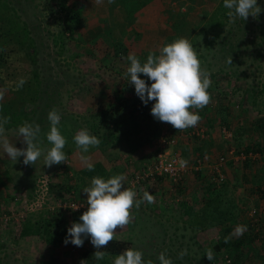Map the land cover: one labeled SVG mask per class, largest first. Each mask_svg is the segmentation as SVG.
Masks as SVG:
<instances>
[{
	"label": "rangeland",
	"instance_id": "rangeland-1",
	"mask_svg": "<svg viewBox=\"0 0 264 264\" xmlns=\"http://www.w3.org/2000/svg\"><path fill=\"white\" fill-rule=\"evenodd\" d=\"M3 3L12 8L39 78L36 104L20 125L5 128V135L23 148L19 127L25 122L39 124L40 147L46 154L52 147L46 138L48 113L55 108L61 114L59 131L67 140L63 149L67 161L48 167L42 155L34 165H25L22 156L15 162L0 146V264H113L117 255L107 252L103 260L93 256L97 249L90 237L81 247L65 245L68 228L80 222L87 208L74 210L63 204L87 205L83 189L91 186L93 177L106 180L125 174L126 187L132 175L154 160L160 138L174 139L167 148L179 153L189 169L178 182L160 176L131 188L136 199L148 191L154 202L134 206L130 223L118 227L113 240L126 242L125 250L142 251L145 262L153 264H160L161 252L173 264H264V0H257L262 9L258 16L250 15L246 21L230 18L223 0H159L150 9L156 12L155 20L148 21L146 16L141 33L121 42L118 51L116 43L84 44L75 39L67 29L69 11L61 8L59 0H0ZM180 38L192 44L211 80V102L193 110L201 119L185 130L155 119L151 114L155 101H150L151 108L138 101L125 75L129 54L135 53L143 64L150 53L159 56L162 46ZM2 40L7 48L8 40ZM230 56L232 64L227 63ZM127 94L132 95L130 102L122 100ZM237 112H243L244 118H233ZM223 128L232 134L227 139L221 134ZM81 129L97 136L100 145L82 153L73 139ZM227 146L241 150L252 146L249 151L256 156L236 165L228 160L222 166L226 180L219 187L211 182L213 166ZM137 153L148 159L137 161ZM81 155L89 157L93 166L99 164L103 174L98 169L92 176L84 174L87 166ZM197 158L201 160L198 168ZM252 165H257V172L250 169ZM27 221L38 227L23 236L20 231ZM239 225L247 228L242 235L236 231ZM227 226L229 233L224 232ZM225 235L242 241L236 263L232 262L235 247L230 252L215 250ZM207 249L213 250L211 261ZM184 250L186 255L180 258Z\"/></svg>",
	"mask_w": 264,
	"mask_h": 264
},
{
	"label": "clouds",
	"instance_id": "clouds-1",
	"mask_svg": "<svg viewBox=\"0 0 264 264\" xmlns=\"http://www.w3.org/2000/svg\"><path fill=\"white\" fill-rule=\"evenodd\" d=\"M223 6L230 10L227 13L230 18L234 19L238 16L245 21L250 15L255 18L262 11L257 0H223ZM159 51V56L150 53L143 64L135 53L129 54L127 59L130 61V67L127 68L125 75L129 77L128 81L134 85L136 95L145 105L149 101H155L151 108V114L155 119L169 123L177 130L195 127L201 117L193 110L202 109L211 102V95L208 92L211 86L210 73L201 67L197 51L186 38L162 46ZM227 63L232 64V56L228 58ZM139 74H144L151 81L150 86L145 79L140 78ZM24 82L21 80L20 84ZM4 94V90H0V101L3 100ZM48 120L50 131L46 134V138L52 147L45 154L40 147L39 124L25 122L19 127L22 143L26 147L17 148L5 135L8 118H0V146L7 157L17 162L22 156L25 165H34L42 155L44 165L48 167L66 163L67 156L63 149L67 140L58 128L61 114L53 108L48 113ZM73 139L82 153H87L90 147H98L101 143L98 137L87 129L79 130ZM80 159L90 171L93 170L94 166L89 162V157L81 155ZM180 163L182 167L187 165V161L182 160ZM125 180V174H117L106 180L99 176L93 177L91 186L83 189L87 197V210L79 217L80 222H73L68 228L65 245L71 243L81 247L84 239L90 237L92 245L97 249L93 254L97 260H103L109 255L101 249H105L115 239L118 227L122 229L130 223L131 209L134 206L138 208L144 201L154 202V196L148 191L144 192L142 199H136L137 193L134 190L124 188ZM246 230L244 225H239L236 229L241 235ZM225 242L227 243V238ZM184 255L186 250L179 253L180 258ZM206 256L211 261L214 257L213 250L207 249ZM158 260L160 264H173L166 252H161ZM113 264H153V262L151 260L145 262L142 251L128 248L114 258Z\"/></svg>",
	"mask_w": 264,
	"mask_h": 264
},
{
	"label": "crops",
	"instance_id": "crops-1",
	"mask_svg": "<svg viewBox=\"0 0 264 264\" xmlns=\"http://www.w3.org/2000/svg\"><path fill=\"white\" fill-rule=\"evenodd\" d=\"M65 1L68 11L78 13V26L73 30L72 34L75 39L84 44L101 41L107 43H115L117 41L124 43L127 42L129 37H132V34L137 36L136 32L141 33L139 27H141V23H143L146 16L148 21L155 20L156 12L154 13L152 11L150 13V9L153 10L156 8V3L159 2V0H149L145 5L141 4L138 9H135L132 14L129 15L127 14L128 7L126 8L125 3L126 5L132 3L131 6L134 7L138 2L141 3L142 0H111V2H109V0H99V2L98 0ZM2 38H6V41L8 40L9 45L7 48L1 45V43L5 42V40L1 41ZM151 40L158 39L153 38ZM28 53L29 51L26 48L22 49L21 46L15 42L11 34H0V90H4L5 93L3 100L0 101V118H8V123L5 125V128L7 129L12 127L16 128L17 124L20 125V121H23L28 116L25 114L27 110L31 111V107L34 106L38 100V88L37 83L34 80L33 72L34 65L30 62L31 52L29 54ZM21 80L25 81L22 85L20 84ZM132 88L133 90L135 89L133 86ZM130 96L132 95L127 94V98L122 100L130 102L132 98H130ZM233 96L234 95L232 94V97ZM225 97L227 99L231 98L230 95ZM138 101L144 104L140 99ZM151 102L149 101V103L145 106L151 108ZM80 103L81 102L78 100V104ZM85 103L88 106L93 105V102L90 103L85 101ZM126 105L128 104L126 103ZM234 106L237 107L236 105ZM242 113L243 112H237L233 114V118H236V116H238V118H244V114L242 115ZM251 117L252 120L256 118L254 116ZM230 118L232 119V117ZM17 119L19 121L15 124V120ZM221 134L225 139L230 137L227 136L222 129ZM215 142L219 148V141L215 139ZM230 148L231 146H227V149L219 154H227ZM238 154L239 153H237V150L234 148L233 156L237 157ZM135 158L137 161L141 162L148 159L139 153H137ZM250 158L251 157L248 159L249 162L250 160L252 161ZM229 160H232L234 165H236L237 162L242 159ZM223 165L225 166V164ZM250 169L253 172H257V165H252ZM247 184L250 186L252 185V182H247Z\"/></svg>",
	"mask_w": 264,
	"mask_h": 264
},
{
	"label": "built area",
	"instance_id": "built-area-1",
	"mask_svg": "<svg viewBox=\"0 0 264 264\" xmlns=\"http://www.w3.org/2000/svg\"><path fill=\"white\" fill-rule=\"evenodd\" d=\"M223 132L227 136H231V132L226 130L225 128L222 129ZM173 138H160L158 140V144L156 147V154L154 160L145 165L141 170L137 171L134 175H132L131 179H129L126 183V187L124 188H133L134 186H137L143 182H150L156 180L160 176H166L168 179L178 182L182 179V177L186 174V172L189 169V165L187 162V165L182 167L181 161H186L179 153L172 152L168 150L167 146L174 144ZM234 155V148H230L227 154H219L217 157V161L214 163L213 166V173L215 174L211 181L214 182L216 185H219V187L225 182L226 177L224 172H222V166L225 164L229 159H244L246 157H254L256 156L255 153L249 151L247 153L240 152L238 156ZM196 168H198V165L200 164V159H196ZM39 202L36 201V203H33L36 207V204ZM63 207H68L78 210H82L84 208H87L88 206L84 203H68L64 202Z\"/></svg>",
	"mask_w": 264,
	"mask_h": 264
},
{
	"label": "trees",
	"instance_id": "trees-1",
	"mask_svg": "<svg viewBox=\"0 0 264 264\" xmlns=\"http://www.w3.org/2000/svg\"><path fill=\"white\" fill-rule=\"evenodd\" d=\"M148 1L149 0H142L141 3L138 2L136 5L133 4V5H135L134 7L131 6L132 3H130L128 5H126V3H125L126 8L128 7L127 8V14H129V15L132 14V12L135 9H138L141 6V4L145 5ZM60 4H61V8L62 9L68 10V8L66 6V1L65 0H60ZM11 11H12V8L9 7V6H7V5H5L4 3H3V5H0V34L1 35L2 34L3 35H9V34H11L12 37H13V39L15 40V42H17L21 46L22 49L23 48H26L25 43H24V39H23L22 32H21V30L20 31L17 30L18 27H17V24L15 23V16H13L11 14ZM67 16L69 18L68 19L69 20V24H68L67 29L70 32H73V30L76 29L77 26H78V22H77L78 21V17H79L78 16V13L77 12H71V11H69V13H68ZM23 31H25V30H23ZM115 43L117 44V46L114 45V47H115V49H117L116 51H118L120 49V46H121V41H117ZM30 52L31 51H29V53ZM30 60L33 63L35 62V59L33 58V53H31V59ZM33 72H34V80L36 81L37 88H38L39 87L38 86L39 85V78H38V72H37V70H36L35 67L33 69ZM146 83L150 86L151 81L150 82L146 81ZM37 92H39L38 89H37ZM105 113H102V115H104ZM104 116H106V114ZM18 119L15 120V124L19 121ZM103 120H107V118H104ZM124 120H127V119L125 118ZM115 122L119 124L120 120L115 121ZM252 149H253L252 146H248L247 147V150L248 151L247 150H241L239 148H237L236 150H237V153H240V152L247 153V152H249V150H252ZM248 159H249V157H246V158L242 159L241 161L247 160L246 162H248L249 161ZM95 169H98L99 174H103V172H104V169L99 164H96V165H94L93 170L90 171L87 168V169H84L83 170V173L86 174V175L92 176V174L94 173ZM33 226L34 227L35 226L38 227L36 224L34 225V224H31L29 221H27L24 224V226L22 227L21 231H20L21 234L23 236L24 235L31 234L32 233V227ZM36 230H37V228H36ZM225 230H226L227 233H229L231 231V228H229L227 226L224 229V232H225ZM226 238H227V243L225 242V239ZM241 244H242V241L231 240L230 238H228V236L225 235L224 237L220 238L214 246H215V250L216 251L226 250V252H230L231 249L233 247H235L237 249V251H236V253H237L236 255L237 256L235 257V259L234 258L232 259V262L236 263L237 262L236 260L239 259V257H240L239 256L240 254H239L238 249L241 246ZM232 245H234V246H232ZM125 246H126V242L112 240L105 249H101V250L102 251H106V252H108L110 254H113V255H118V254L122 253L125 250Z\"/></svg>",
	"mask_w": 264,
	"mask_h": 264
}]
</instances>
